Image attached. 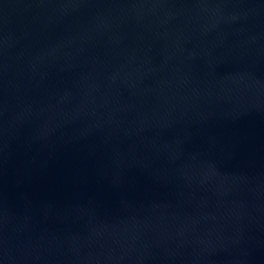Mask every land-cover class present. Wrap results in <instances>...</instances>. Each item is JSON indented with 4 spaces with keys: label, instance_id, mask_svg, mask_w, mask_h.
<instances>
[{
    "label": "water",
    "instance_id": "water-1",
    "mask_svg": "<svg viewBox=\"0 0 264 264\" xmlns=\"http://www.w3.org/2000/svg\"><path fill=\"white\" fill-rule=\"evenodd\" d=\"M0 264H264V0H0Z\"/></svg>",
    "mask_w": 264,
    "mask_h": 264
}]
</instances>
